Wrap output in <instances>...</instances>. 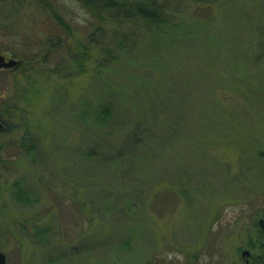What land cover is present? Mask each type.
I'll return each instance as SVG.
<instances>
[{
    "label": "rangeland",
    "instance_id": "374dc122",
    "mask_svg": "<svg viewBox=\"0 0 264 264\" xmlns=\"http://www.w3.org/2000/svg\"><path fill=\"white\" fill-rule=\"evenodd\" d=\"M61 1L69 26L0 0V51L43 50L21 90L0 72L1 104L43 110V254L6 235L7 264H245L264 240V0L171 1L183 24L152 36Z\"/></svg>",
    "mask_w": 264,
    "mask_h": 264
},
{
    "label": "flooded vegetation",
    "instance_id": "af4514ba",
    "mask_svg": "<svg viewBox=\"0 0 264 264\" xmlns=\"http://www.w3.org/2000/svg\"><path fill=\"white\" fill-rule=\"evenodd\" d=\"M0 54L6 60H17L11 67H0V72L12 74L14 92L21 90L18 86L20 78L32 68L37 67L36 72H43V50L30 60L21 59L16 54L1 51ZM2 105L0 103V228L6 233L1 228L0 237L7 235L21 256H26L19 250L26 240L37 249L39 245L42 250L37 251L43 254V165H40L43 164V110H27L17 106L15 101ZM22 161H28L29 166L26 165L18 181L15 178L16 163ZM253 223L264 232V211L256 213ZM251 233L247 244L238 250L245 264L243 250L250 251L249 264L264 260V240L257 244ZM259 238L263 239V236ZM7 260L6 256V264Z\"/></svg>",
    "mask_w": 264,
    "mask_h": 264
},
{
    "label": "trees",
    "instance_id": "16d2710c",
    "mask_svg": "<svg viewBox=\"0 0 264 264\" xmlns=\"http://www.w3.org/2000/svg\"><path fill=\"white\" fill-rule=\"evenodd\" d=\"M43 11H50L54 20L63 26H69L65 13L70 6L61 0H37ZM100 24H110L119 28L126 24L142 28L152 36L156 32H165L179 28L182 22L171 21L169 2L175 0H77ZM181 1V0H176ZM215 3L219 0H196ZM37 3V4H38ZM106 59H115V55L106 48Z\"/></svg>",
    "mask_w": 264,
    "mask_h": 264
},
{
    "label": "water",
    "instance_id": "95a60500",
    "mask_svg": "<svg viewBox=\"0 0 264 264\" xmlns=\"http://www.w3.org/2000/svg\"><path fill=\"white\" fill-rule=\"evenodd\" d=\"M17 63V60L15 59H10L6 60L5 57L0 54V67H11ZM1 127V124H0ZM243 257H246V262L249 264V255L250 251L249 250H243L242 252ZM0 264H6V255L4 252H0Z\"/></svg>",
    "mask_w": 264,
    "mask_h": 264
}]
</instances>
